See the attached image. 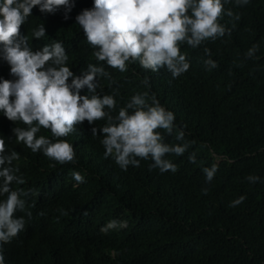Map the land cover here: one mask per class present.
<instances>
[{"label":"trees","instance_id":"1","mask_svg":"<svg viewBox=\"0 0 264 264\" xmlns=\"http://www.w3.org/2000/svg\"><path fill=\"white\" fill-rule=\"evenodd\" d=\"M85 1L75 2L69 19L63 18L62 11L42 15L34 6L20 31L33 49L62 41L67 64L76 74L86 70L88 63L102 64L110 75L98 78L97 94L115 96L117 108L112 115L135 92L155 93L175 113L176 123L185 126V139L191 143L181 156L168 154L177 164L176 172L150 171V161L143 159L139 166L130 165L124 171L103 157L91 125L83 121L87 135L78 134L74 141L76 164L51 170L34 160L31 163L42 168L35 172L13 162L23 180L34 177L41 185L53 181V191L46 198L48 190L43 195L32 183L25 186L29 197L34 193L42 200L35 213L43 211L44 216L37 222L27 218L23 230L0 250L11 252L16 264H264V0H249L243 6L229 0L224 7L238 12L240 19L222 12L220 22L230 33L197 48L181 44L190 67L175 78L166 69H144L138 62L120 72L97 61L74 20L87 7ZM39 25H45L47 35L33 38L32 29ZM253 43L258 51L246 58L244 53ZM205 48L217 61L215 68L204 64ZM0 74H9L3 60ZM104 121L93 123L99 128ZM159 131L165 142H180L174 134ZM9 132L2 118L0 137ZM192 151L197 154L194 163L187 158ZM214 161L219 164L217 173L205 184L201 169ZM73 171L85 175V182L61 177L72 176ZM248 174H257L261 180L249 183ZM202 186L208 191H201ZM241 194L245 199L229 207V201ZM75 204L87 215L80 233L73 228L77 222L59 216V211L73 209ZM15 215L24 216V211ZM111 219L127 220V227L101 233L100 227Z\"/></svg>","mask_w":264,"mask_h":264},{"label":"clouds","instance_id":"2","mask_svg":"<svg viewBox=\"0 0 264 264\" xmlns=\"http://www.w3.org/2000/svg\"><path fill=\"white\" fill-rule=\"evenodd\" d=\"M248 2L232 0L240 6ZM227 3L229 0H93L92 6L79 11L74 20L93 47L92 55L97 61L120 72L125 71L129 63L138 62L144 69H166L175 78L190 67L181 44L197 48L208 39L214 40L230 32L231 29L220 22L222 12L240 19L238 12L224 7ZM34 6L45 15L62 11L63 18L69 19L75 0H0V60L9 65V74H0V117L15 122L8 130L14 134L16 145L24 144L33 153L40 152L43 158L66 168L76 164V151L66 136L71 134L79 139L78 134L87 135V126L82 123L87 120L103 157L120 169L127 171L130 165L139 166L143 159L150 161V171L176 172L177 164L168 154L183 155L191 142L185 139V126L176 123L175 113L162 104L155 93L149 96L147 91H137L112 115V110L117 108L115 96L97 94L98 78L110 75L102 64L88 63L86 70L76 74L67 64L68 54L62 41L45 43L38 49L30 46L28 36L21 33L20 27L32 15ZM45 33V25L31 32L37 39ZM257 51L258 44L253 43L244 56L254 57ZM204 52L207 56L204 64L215 68L217 61L211 58L210 50L205 48ZM100 119L105 121L98 128L93 122ZM17 121L25 126H17ZM41 127L45 132L50 130L51 135L39 133ZM160 129L174 134L175 140L180 142H165ZM6 150L5 140L0 137V249L23 230L27 218L37 222L44 216L43 211L35 213L43 203L36 194L24 199V191L14 188L15 183H23V177L17 174L20 167L13 165L17 152ZM187 158L189 162H196V152H189ZM27 166L32 165L27 162ZM218 167L216 161L202 167L205 184L213 180ZM61 177H71V182L80 183L86 176L73 171L72 176L69 173ZM245 179L256 183L261 177L248 174ZM52 182L42 186V191L48 190L46 198L52 196ZM33 183L41 185L35 178ZM201 191L207 192L208 188L202 186ZM244 199L241 194L231 199L228 206H236ZM75 205L73 209L67 207L59 211V216L77 222L73 228L80 233L85 229L87 215ZM18 211H24V216L15 215ZM127 223V220L111 219L99 231L107 233L110 229L125 228ZM0 264H16V261L11 252L3 254L0 250Z\"/></svg>","mask_w":264,"mask_h":264},{"label":"bare ground","instance_id":"3","mask_svg":"<svg viewBox=\"0 0 264 264\" xmlns=\"http://www.w3.org/2000/svg\"><path fill=\"white\" fill-rule=\"evenodd\" d=\"M78 1V0H77ZM77 1H75V2H77ZM92 2H93V0H86L85 1V4H87V7H91L92 5ZM82 3H84V2H82ZM42 14V13H41ZM43 15V14H42ZM62 24V23H61ZM61 28V27H60ZM230 33V32H229ZM47 35V33H45V35L44 36H46ZM55 34H51V36H54ZM233 35V34H232ZM229 37V36H228ZM84 41H86V40H84ZM49 44V43H48ZM42 45L43 44H38L37 46L38 47H42ZM69 59V58H68ZM72 61V60H71ZM70 66V65H69ZM77 69V68H76ZM75 73H76V71H75ZM8 78H12L11 76H9ZM169 82V81H168ZM170 83V82H169ZM170 87V86H169ZM160 89V88H159ZM2 119V118H1ZM0 119V120H1ZM4 120H5V125H6V127H8V128H13L14 126H15V122H13V121H10V120H8L6 117H4L3 118ZM16 125L17 126H19V124H18V121L16 122ZM21 125L22 126H25V125H23V123L21 122ZM78 127H79V125H77ZM39 133H41V134H45V136H47V137H49L50 135H51V132H50V130L49 131H47V132H45V128H43V127H41L40 128V130H39ZM1 137H3L4 138V140H5V148L6 149H11V150H15L16 152H17V154H18V158L16 159V160H20L19 161V163L18 164H26L27 162H33L34 160H38L37 162H39V161H41V162H43V164H45V166H47L48 168H52V169H57L58 167H59V163L58 162H56V161H54V160H52V159H46V158H43L41 155H42V153H40V152H35V153H33L28 147H26L24 144H23V146L22 147H18L17 145H16V140H15V137H14V134L12 133V131L11 132H9L8 134H5V135H3V136H1ZM68 139V142L69 143H71L73 146L75 145L74 144V141H76L75 139V136L74 135H71V134H68L67 136H66ZM62 138V137H61ZM8 140L10 141V143H7L8 142ZM76 155V154H75ZM16 160H14L13 162H16ZM36 162V163H37ZM40 163V162H39ZM38 163V164H39ZM32 165H33V163H31ZM44 166V167H45ZM79 166H81V167H83V164H79ZM29 169H33V170H35V172H37V171H40V170H42V168H39V167H37V166H27ZM91 170H94V168H92V169H90V171ZM90 171H87V170H85V169H83V172H84V174L85 175H89V172ZM33 178L34 177H32V178H30V179H26V180H23V183L22 184H14V188L15 189H17V190H23L24 191V195H23V198L25 199L27 196H28V194H27V191H26V188H25V186L28 184V183H32L33 185H35V187H36V189L41 193V194H43L44 195V191H42L41 189H42V186L43 185H36V184H34L33 183ZM37 178V177H36ZM44 178V177H43ZM42 178V179H43ZM57 178V177H56ZM87 178H89V177H87ZM87 180V179H86ZM85 182V181H84ZM82 184V183H81ZM80 185V184H79ZM78 185V186H79ZM77 186V187H78ZM76 187V188H77ZM33 192H36V190H33ZM173 197V196H172ZM171 199V198H170ZM175 200H177V199H175ZM174 202V201H173ZM180 202V201H179ZM58 206V205H57ZM35 229V226L33 227V230ZM3 254L4 253H7V252H2ZM13 256V255H12Z\"/></svg>","mask_w":264,"mask_h":264},{"label":"rangeland","instance_id":"4","mask_svg":"<svg viewBox=\"0 0 264 264\" xmlns=\"http://www.w3.org/2000/svg\"><path fill=\"white\" fill-rule=\"evenodd\" d=\"M50 195V193H48ZM38 198V197H37Z\"/></svg>","mask_w":264,"mask_h":264}]
</instances>
